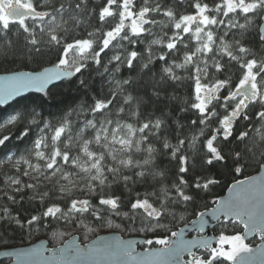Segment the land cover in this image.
Returning <instances> with one entry per match:
<instances>
[{"label": "snow or ice", "instance_id": "snow-or-ice-1", "mask_svg": "<svg viewBox=\"0 0 264 264\" xmlns=\"http://www.w3.org/2000/svg\"><path fill=\"white\" fill-rule=\"evenodd\" d=\"M0 49L30 59L56 54L51 67L0 76V106L17 105L0 117V130L18 129L0 135V227L63 221L92 232L86 220L111 227L110 217H120L126 223L117 228L161 247L136 253L135 241H105L71 254L97 264H264V175L237 179L210 211L221 228L258 234L257 249L239 233L221 232L213 247L171 227L224 172L242 175L253 164L264 172V0H0ZM122 68L136 77L119 75ZM56 81L76 95L54 93ZM31 92L57 112L45 118L20 105L17 97ZM161 98L179 106L157 114ZM13 139L22 151L9 147ZM51 199L64 206L46 205ZM36 201L43 210L22 218V202Z\"/></svg>", "mask_w": 264, "mask_h": 264}, {"label": "trees", "instance_id": "trees-1", "mask_svg": "<svg viewBox=\"0 0 264 264\" xmlns=\"http://www.w3.org/2000/svg\"><path fill=\"white\" fill-rule=\"evenodd\" d=\"M188 11H192L189 9ZM11 27H17L16 25H12ZM142 47V46H138ZM158 47V46H157ZM56 59L55 53H48L42 57H38L36 59H30L25 55H12V54H5L2 49H0V74H7V73H14L18 71H40L42 70V67H50L52 66L50 61H54ZM119 75L128 77L131 75L133 78L136 77V73H129V71L126 68H122ZM99 76L94 77V82L99 81ZM51 87L50 89L54 93H63L64 95L68 97L75 96V89L74 87L69 85L68 81H63L61 83ZM188 90V86L185 85L183 88L177 89L178 95H184V93ZM172 89H169V93L171 94ZM47 98L43 97V95H36L31 94L27 95L26 97L19 99L20 105H28L29 109H35L37 112H41L44 114L45 118H51L48 116L49 113H56L57 109L52 107V101H47L46 104H44L42 107L43 100H46ZM59 99V97H58ZM158 108H157V114L159 113V108L164 107L167 104H171L173 108H177L178 102L175 100L169 101L166 99L161 98L160 101L157 102ZM13 107H17L15 102L6 108L0 109V117L6 116L9 113H12ZM13 132L18 133V129L15 126L8 127L5 132ZM14 144H19L21 151L24 148V145L20 143V141L13 139L9 147H12ZM13 151L15 152L16 149L13 148ZM258 172L257 167L255 164L248 167L245 174L233 176V174L224 172V174L220 177V183L214 187V189L211 192H201L199 198L196 199L194 204H191L188 206L187 211H183L182 214L184 219L180 220L178 219L171 227L172 231H177L181 226L189 223L191 220L196 218L200 212H204L210 208L213 207L214 200H217L221 196H223L226 192V190L233 184L237 179H246L249 176H253ZM116 187V193L122 196H127V193L124 191L122 186H114ZM143 191V189H139ZM55 196V194H52ZM57 203L60 204L62 207L64 206L63 201H59L56 199L47 200L45 202L46 205ZM207 205V207H205ZM23 209H26V211H21V217H27L29 213L36 214L39 211H42L40 204L38 201L33 203H27L22 202ZM125 211L127 208L124 209ZM13 212H16V209H13ZM113 221L112 226L109 227L107 223L99 224L98 222L86 220L85 223L91 224L94 227V231L87 232L83 228H77L71 224L64 225V222L61 221L59 224H55L53 228H44L40 227L38 230L33 228L31 231L27 228V226L24 229H20L19 227L15 225L0 227V250L2 249H8V248H14V247H22L27 246L35 241H38L40 239H45L48 242V245L51 249H56L60 246H62L65 241H67L70 237L78 236L79 241L81 244H85L95 238L98 235L105 234V233H119L122 237H138L145 239V234L143 233H135V232H129L122 228H117V224H122L126 222H122L120 217H110ZM53 231L57 232V236H53ZM242 227L241 225H237L236 227H228L227 229L221 228L220 223L214 227L212 230V234L218 238V236L221 234V232H224V234H236L239 233L242 235ZM62 233V235H60ZM171 236V233L167 234H161V236L157 237L153 233H148L147 238L156 239V238H169ZM173 238V237H172ZM249 247L254 248L255 246L260 244V238L258 236H254L250 241L246 242ZM217 246V245H215ZM214 246V247H215ZM147 247H161L159 245H153V246H147L144 244H141L138 246L139 250H145ZM198 255L202 254L204 252L197 250L196 251ZM188 259V258H185ZM7 261H4L0 264H6Z\"/></svg>", "mask_w": 264, "mask_h": 264}, {"label": "water", "instance_id": "water-1", "mask_svg": "<svg viewBox=\"0 0 264 264\" xmlns=\"http://www.w3.org/2000/svg\"><path fill=\"white\" fill-rule=\"evenodd\" d=\"M11 74H13V73L0 74V76L11 75ZM61 82H63V81H56V82H54V85H49V88H51L55 85H58ZM31 94L43 95L42 93H35V92L25 93L23 97H17V100L22 99V98L26 97L27 95H31ZM13 103L14 102H9L10 105H12ZM8 106L9 105L0 106V109L6 108ZM260 175H264V172L258 171L252 177H257ZM228 189L226 190L225 194L218 199L227 198L229 196ZM213 207H215V204L213 205ZM210 211H211V208L204 211L206 213V215L203 219L207 220V224L205 225L204 230L202 232L199 230V225H200L199 215L196 218H194L193 220H191L189 223L181 226L177 230V232H179L181 229H184V239H186V240H192V239L198 238L200 236L207 237L209 240L212 241V245L214 246L216 244L217 237H215L212 234V230L218 224V222L216 220L212 219V217L210 215ZM221 219L223 220V218H221ZM241 227L243 229L242 235H245V242L250 241L254 236L259 237L258 234H256V235L245 234L243 225H241ZM172 239L175 240L174 237ZM120 240L135 241L136 243L134 244V248H135L136 253H143L145 251V250H139L138 249V246L142 244V243H140V241L143 240L142 238L122 237L119 233H105V234H101V235L96 236L95 238H93L92 240H90L89 242H87L85 244L80 243L78 236H73V237H70L67 241H65V243L62 246H60L56 249H51L48 245V242L45 239H40V240L35 241L34 243L27 245V246L2 249V250H0V263L7 261L6 264H56V261L63 259L64 261H68L69 264H97V262L100 261V259H101L99 257H88V256L77 257L75 255H72L71 253H74L77 247L79 249H84L85 245H92L93 242H96L97 244H101V243L106 241L108 243L115 244ZM41 246H43V247H41ZM257 247H258V245L253 249L255 250V249H257ZM32 249H36L39 252H42L43 255L31 257L27 260L24 258H21V257H17L16 255H12V253L28 252L29 250H32ZM61 249L68 250L69 254L61 257V255H60ZM197 250L203 251V249H193V251H197ZM6 253H8V254H6ZM54 253H55V255H54ZM242 255H245V254H242ZM249 255H255V252L253 254H249ZM183 258L184 259L188 258L186 253L184 254ZM253 264H259V261L258 260L254 261Z\"/></svg>", "mask_w": 264, "mask_h": 264}, {"label": "rangeland", "instance_id": "rangeland-1", "mask_svg": "<svg viewBox=\"0 0 264 264\" xmlns=\"http://www.w3.org/2000/svg\"><path fill=\"white\" fill-rule=\"evenodd\" d=\"M10 127V126H8ZM8 127H5L3 128L2 130H0V135H3V133L5 132V130L8 128ZM4 168H7L8 166L7 165H3ZM227 247V246H226Z\"/></svg>", "mask_w": 264, "mask_h": 264}]
</instances>
